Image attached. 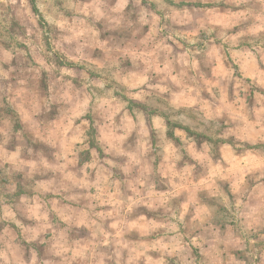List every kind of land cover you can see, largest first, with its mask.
I'll use <instances>...</instances> for the list:
<instances>
[{"label": "clouds", "instance_id": "9594fccd", "mask_svg": "<svg viewBox=\"0 0 264 264\" xmlns=\"http://www.w3.org/2000/svg\"><path fill=\"white\" fill-rule=\"evenodd\" d=\"M0 264H264V0H0Z\"/></svg>", "mask_w": 264, "mask_h": 264}]
</instances>
